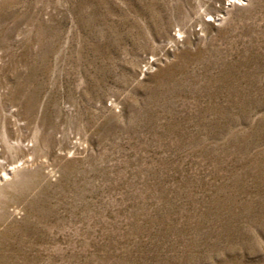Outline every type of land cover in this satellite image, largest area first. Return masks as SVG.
Segmentation results:
<instances>
[{
  "label": "rangeland",
  "instance_id": "rangeland-1",
  "mask_svg": "<svg viewBox=\"0 0 264 264\" xmlns=\"http://www.w3.org/2000/svg\"><path fill=\"white\" fill-rule=\"evenodd\" d=\"M0 264H264V0H0Z\"/></svg>",
  "mask_w": 264,
  "mask_h": 264
}]
</instances>
